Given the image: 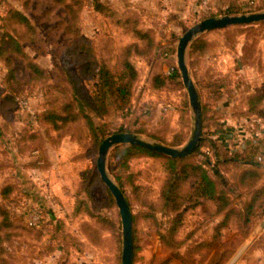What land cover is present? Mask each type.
Returning <instances> with one entry per match:
<instances>
[{
	"label": "rangeland",
	"instance_id": "rangeland-1",
	"mask_svg": "<svg viewBox=\"0 0 264 264\" xmlns=\"http://www.w3.org/2000/svg\"><path fill=\"white\" fill-rule=\"evenodd\" d=\"M101 1L102 6L97 8L95 0H83L77 15L79 32L93 45L98 61L108 64L120 76L126 47L140 41L135 35L139 27L152 32L156 46L149 55L131 52L138 79L131 87V96L124 98L127 103L116 108L114 101L109 115L93 114L103 131L99 137L104 139L130 128L140 130V137L152 140V133L167 140L186 137L179 145L183 146L194 131V111L179 68V72L176 69L168 73L171 65L178 66L181 35L208 16L264 10V0ZM10 5L26 12L36 25L37 40L23 43L43 69L42 74L35 76L25 59L11 52L16 75L12 78L4 58L7 53H0V159L4 161L0 167V187L7 182L16 185L8 204L19 225L14 229L16 235L10 248L13 264H122V218L114 195L97 171L98 140L74 137L67 127L46 132L40 123L42 113L71 99L69 77L78 79L80 91L92 96L98 76L82 74V60L73 52V36L67 30L69 16L61 4L54 0H0V15ZM227 27L237 30L226 37ZM227 27L212 34L217 37L213 49L218 46V52L207 63L214 71L205 70L201 76L214 73L223 78V89L233 90L232 100L238 112L245 105V92L238 94L237 87L264 88V20ZM189 70L192 78L198 79V69ZM125 78L117 79L123 83ZM13 94L16 103L5 107L4 98ZM115 94L121 97L120 93ZM23 98L28 99V107L20 103ZM200 99L202 105L208 103L206 94ZM35 128L42 131L44 142L43 148L32 150L34 144L24 142L22 134ZM28 145L19 152V147ZM114 147L109 152L107 168L115 181L122 184L135 214L134 264H151L153 255L167 253L160 234L169 217L161 200L167 174L164 160L146 155L122 168L114 156ZM222 168L228 175L234 172L229 165ZM27 211L38 215L40 226L31 230L23 227ZM203 211L204 207L189 214L180 235L186 236L188 230L200 223ZM263 220L264 212L245 234L235 222L222 230V239L230 252L221 264H253L250 251L261 244ZM212 224H204L197 233L210 235ZM215 254V247H203L195 254L196 264H210Z\"/></svg>",
	"mask_w": 264,
	"mask_h": 264
},
{
	"label": "trees",
	"instance_id": "trees-1",
	"mask_svg": "<svg viewBox=\"0 0 264 264\" xmlns=\"http://www.w3.org/2000/svg\"><path fill=\"white\" fill-rule=\"evenodd\" d=\"M54 1L61 4L69 16L70 22L67 30L69 35L73 36V52L82 60V74L86 77L90 75L98 76V81L95 83L97 85L96 90L91 96L80 91L78 79L69 77L73 89L71 99L59 108H51L42 113L40 117L41 127L46 132L51 129L61 130L67 127V129H71V134L74 137L79 138L82 135L84 138L87 137V139L93 141L98 140V143L101 144L103 137L99 136L102 128L96 125L93 114L106 116L112 112L113 107L116 106L117 108L127 103L124 98L131 96V87L139 76L138 69L131 60L130 54L132 52L139 55H149L153 53L156 41L152 32L141 27L137 28L135 35L140 41H134L126 47L123 56L124 70L120 76H117L108 64L96 59L93 45L79 32L77 15L79 5L83 4V0ZM95 1L97 8H100L102 1ZM48 11L50 9L46 12ZM0 19V53H7L4 58L9 66L10 76L12 78L16 77L13 57L10 56L11 52L23 57L28 68L35 76L37 73L42 74V67L30 57L23 43L38 38L36 25L32 22L30 16L18 7L10 5L6 13L0 15ZM235 30L237 29L227 27L225 29L226 37ZM215 43L214 40L206 37V33L193 39L188 51L189 69L192 71L193 69L197 70L196 67L200 64L201 57L206 51L212 50ZM177 72H179L178 68ZM196 74L197 71H195ZM198 74L195 83L200 98L204 90H207L211 97L222 92L225 85L223 78L214 76V73H206L207 75L203 74L202 76L199 72ZM118 77H126V81L119 83ZM206 77H209V79ZM115 92L120 93L121 97L119 98V95ZM113 96L116 100L112 99ZM244 96L246 108L239 109L240 111L237 114L257 115L264 120V88L247 91ZM118 98L120 101H118ZM114 101L115 106L112 105ZM15 103V94L12 96L7 95L4 98L5 107H13ZM207 104L202 105L203 124ZM39 130V128H35L31 130V133L25 131L22 134L24 142L34 144L32 150L43 148L44 135ZM120 130L131 131L138 135L140 132V130L130 128ZM151 137L158 142L172 146H178L186 140V137L167 140L164 136L155 133H152ZM208 145L211 148H206ZM29 146L19 147V152ZM213 146L214 143L208 142L204 130H202L196 148L186 157H174L132 143H122L114 147V156L119 159L122 168L129 167L132 160L146 155L164 160L167 174L161 188V200L162 207L169 214V217L166 222L167 227L160 234L167 253L165 255H153L151 264H196L195 254L206 246L216 248L215 257L210 264H221L230 252L227 243L222 239V230L235 222L239 231L245 234L250 230L255 219L264 212V166L262 163L250 157L245 151L225 154L215 159V152L213 151L211 154ZM1 165L0 167H2ZM222 165L233 167L234 172L231 177L225 175L221 169ZM97 171H94L93 176L98 174ZM119 185L125 193L122 184L119 183ZM15 189L16 185L12 182L4 183L0 187V264H13V253L10 248L16 235L14 229L19 225L14 219L8 200L12 197ZM210 203H214L213 208L205 207ZM200 206L204 207L203 219L193 229L188 230L186 236L180 235L179 232L185 226L187 216ZM133 219L135 221V214H133ZM210 222L213 223L210 235L201 236L197 233L204 224L207 226ZM22 223L27 230L36 228L35 225L28 222L25 216ZM37 230L41 231V228H37Z\"/></svg>",
	"mask_w": 264,
	"mask_h": 264
},
{
	"label": "water",
	"instance_id": "water-1",
	"mask_svg": "<svg viewBox=\"0 0 264 264\" xmlns=\"http://www.w3.org/2000/svg\"><path fill=\"white\" fill-rule=\"evenodd\" d=\"M264 20V10L239 14H223L208 16L190 26L180 37L177 47V63L183 82L188 90L190 104L194 111L195 125L191 137L183 146H172L156 140L140 137L131 131H117L105 137L100 144L97 158L98 172L114 195L122 218L123 249L122 264H134V219L129 200L121 186L110 175L107 159L111 148L121 143H132L156 150L174 157H186L196 148L203 130V108L199 91L190 74L187 63V51L190 43L197 36L213 29L225 28L230 25L249 24Z\"/></svg>",
	"mask_w": 264,
	"mask_h": 264
},
{
	"label": "crops",
	"instance_id": "crops-1",
	"mask_svg": "<svg viewBox=\"0 0 264 264\" xmlns=\"http://www.w3.org/2000/svg\"><path fill=\"white\" fill-rule=\"evenodd\" d=\"M221 29H213L210 31H206V37L210 40H214L215 37L214 32H219ZM203 34V33H202ZM226 47L225 44H221ZM218 46L215 49L210 51H206L204 55L201 57V66H197L199 73L202 74L205 70L211 69L214 71L212 66L207 63L210 58H215L216 52H218ZM207 63V64H206ZM192 71V70H191ZM193 72V71H192ZM195 82V77H194ZM196 84V83H195ZM197 86V85H196ZM237 87L236 91L238 94L250 91V88L245 87ZM198 89V87H197ZM253 90V89H251ZM233 90H225L221 93H218L215 96H210L208 91L204 90L203 94H206L208 99V104L206 107L205 120L203 124L204 134L208 139V142L214 143L213 150H211V154L213 151L215 152L214 157L217 159L218 157H222L225 154L237 153L240 151H245L250 157L259 160L264 166V139L259 135H253L255 130L257 129V125L262 118L257 115H237L235 111V105L233 103V98L231 92ZM201 95V98L203 96ZM231 99V100H230ZM201 100V99H200ZM243 108H246L245 105ZM241 131L242 133L248 134L249 138L246 139V142L243 144H239L236 141L235 133ZM185 142V141H184ZM183 142V143H184ZM181 145V144H180ZM238 145V146H237ZM179 146V145H178ZM206 148H211L209 145ZM4 162L3 159H0V164ZM224 166V165H222ZM222 171L225 173L227 177H231L228 175L222 168ZM3 175H6L4 173ZM44 192V191H43ZM47 192V191H46ZM48 196V193H46ZM210 207L214 206V203H210ZM196 211H202L203 207H197L194 209ZM194 210L192 212H194ZM191 212V213H192ZM203 213V212H202ZM189 216V215H188ZM187 216V217H188ZM262 232L264 235V220L261 222ZM261 236L262 239L261 244L254 246L251 249L250 254L253 259V264H264V236Z\"/></svg>",
	"mask_w": 264,
	"mask_h": 264
},
{
	"label": "built area",
	"instance_id": "built-area-1",
	"mask_svg": "<svg viewBox=\"0 0 264 264\" xmlns=\"http://www.w3.org/2000/svg\"><path fill=\"white\" fill-rule=\"evenodd\" d=\"M177 68H178L177 64L171 65L169 70H168V73L174 72ZM28 102L29 101L27 98L20 99V103L25 107H28ZM165 108H167V107H165ZM257 126L258 127L255 130L253 135H255V134L259 135L264 139V120H261ZM235 135H237L236 141L238 142V145L245 143L246 139L249 138L248 134L242 133L241 131H238V130L235 133ZM207 152L209 153L210 151L208 150ZM24 216L26 217V219L28 220V222L30 224H33L36 226L41 225L40 218L38 219V215H35L34 213H30L29 211H27L26 214H24Z\"/></svg>",
	"mask_w": 264,
	"mask_h": 264
}]
</instances>
